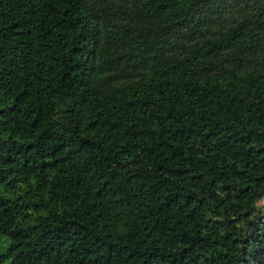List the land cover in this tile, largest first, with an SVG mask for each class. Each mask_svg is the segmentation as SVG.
I'll use <instances>...</instances> for the list:
<instances>
[{"label":"trees","instance_id":"16d2710c","mask_svg":"<svg viewBox=\"0 0 264 264\" xmlns=\"http://www.w3.org/2000/svg\"><path fill=\"white\" fill-rule=\"evenodd\" d=\"M0 264H264V0H0Z\"/></svg>","mask_w":264,"mask_h":264}]
</instances>
